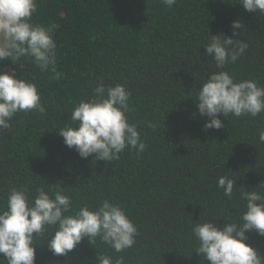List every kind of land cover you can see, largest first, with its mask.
Returning a JSON list of instances; mask_svg holds the SVG:
<instances>
[{
	"label": "trees",
	"instance_id": "16d2710c",
	"mask_svg": "<svg viewBox=\"0 0 264 264\" xmlns=\"http://www.w3.org/2000/svg\"><path fill=\"white\" fill-rule=\"evenodd\" d=\"M238 2L177 0L168 8L160 0H37L32 22L56 40L55 67L62 75L50 79L27 59L17 66L0 61V71L15 69L18 78L23 74L36 83L46 107L43 115L16 114L11 129L0 133V206L10 187L34 193L54 185L72 198L73 207H95L104 199L118 203L138 235L122 253L85 238L67 256H53L40 240L35 264H96L98 251L114 260L123 256L125 264H202L192 220L217 219L223 226L227 216L238 219L245 203L239 187L250 191L264 181V144L258 142L264 113L218 114L224 127L205 130L207 117L194 103L199 78L216 70L203 46L210 35L233 37L237 20L242 28L234 38L249 47L226 70L237 81L264 86V14L245 11ZM101 80L131 92L128 116L147 145L142 154L125 149L113 161L81 158L57 134L71 123L74 105L90 98ZM224 175L236 180L231 199L217 187ZM246 235L264 255V237Z\"/></svg>",
	"mask_w": 264,
	"mask_h": 264
},
{
	"label": "clouds",
	"instance_id": "9594fccd",
	"mask_svg": "<svg viewBox=\"0 0 264 264\" xmlns=\"http://www.w3.org/2000/svg\"><path fill=\"white\" fill-rule=\"evenodd\" d=\"M171 8L177 0H160ZM248 12L264 14V0H239ZM37 0H0V61L10 59L17 66L21 59L30 60L41 73L50 79L61 78L57 71V42L49 30L32 22L37 12ZM233 37L210 35L203 46L205 56L211 57L216 70L201 76L196 85L195 105L198 113L206 116L204 129H222L219 116L228 118L264 113V86L254 79L239 81L226 70L248 49L246 41L235 39L241 29L239 20L233 21ZM131 92L123 84L106 86L99 81L88 99H82L71 110L69 120L56 132L69 149L81 158L93 156L94 160L113 161L125 150L142 154L147 145L142 139L137 123L130 121ZM46 114V107L36 83L15 74L0 71V133L9 131L11 121L18 113ZM79 122L77 126L76 122ZM150 127L155 125L149 123ZM258 142L264 144V128L258 132ZM245 190L240 198L244 210L238 219L199 217L192 220L191 233L195 241L194 251L201 262L210 264H264V255L248 241L247 232L264 237V192ZM217 187L231 199L236 180L227 175L217 179ZM138 228L118 203L104 199L95 207H73L72 198L62 187L43 186L32 193L26 186L10 187L4 204L0 206V264H35L36 246L44 240L53 256H67L87 238L91 245L99 240L115 253H122L136 243ZM50 238V239H49ZM86 264V262H85ZM96 264H125V258L113 259L98 251Z\"/></svg>",
	"mask_w": 264,
	"mask_h": 264
}]
</instances>
